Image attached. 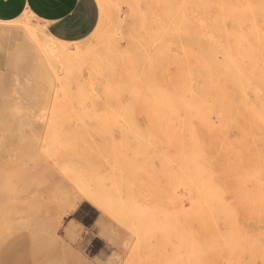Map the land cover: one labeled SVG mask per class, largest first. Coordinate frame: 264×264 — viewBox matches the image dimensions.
<instances>
[{"label":"rangeland","instance_id":"rangeland-1","mask_svg":"<svg viewBox=\"0 0 264 264\" xmlns=\"http://www.w3.org/2000/svg\"><path fill=\"white\" fill-rule=\"evenodd\" d=\"M98 1L80 42L0 22V264H260L264 56L224 55H264V0Z\"/></svg>","mask_w":264,"mask_h":264},{"label":"crops","instance_id":"crops-1","mask_svg":"<svg viewBox=\"0 0 264 264\" xmlns=\"http://www.w3.org/2000/svg\"><path fill=\"white\" fill-rule=\"evenodd\" d=\"M30 15L38 19L57 41L75 43L87 39L98 27V0H0V22Z\"/></svg>","mask_w":264,"mask_h":264},{"label":"bare ground","instance_id":"bare-ground-1","mask_svg":"<svg viewBox=\"0 0 264 264\" xmlns=\"http://www.w3.org/2000/svg\"><path fill=\"white\" fill-rule=\"evenodd\" d=\"M24 29V28H23ZM243 29V28H242ZM236 30V29H235ZM257 30V28H256ZM26 33L31 37L34 38L36 35V31L30 27H27L25 29ZM25 35V34H24ZM243 35V34H242ZM28 36V37H29ZM261 36V35H260ZM51 39L55 40L54 38H52L51 36H49ZM202 39L200 40L199 43V53L200 56H206L207 60H209L212 63V66L210 68H207V71L205 72V75L203 77V81H204V86H205V90H204V94H203V98L204 100L209 101L210 97L213 98V96H215V89L217 88V66H215L216 61L214 56H220V54H222V51L219 47V43L218 41L221 40V38L218 40L217 39V24H208V25H204V28L202 30V34H201ZM243 38V37H242ZM246 38V35L244 37V39ZM231 39V38H230ZM229 39V40H230ZM218 40V41H217ZM223 40V39H222ZM228 40V41H229ZM247 40V39H245ZM244 40V41H245ZM249 40V39H248ZM57 41V40H56ZM235 41V40H234ZM243 41V40H242ZM32 42V41H31ZM60 42V41H59ZM255 42V41H254ZM63 44H66L64 42H61ZM222 43V42H221ZM220 43V45H221ZM229 43V42H227ZM243 43V42H242ZM258 43V42H257ZM223 44V43H222ZM224 46V45H223ZM227 46V45H226ZM230 43H229V47H230ZM244 46V44H243ZM227 47V48H229ZM243 49L241 51L244 52L243 55H224V56H264V55H255L252 54V52H256L259 51L258 48H256L255 46H250V48L247 47H242ZM247 48V49H246ZM232 48H229V50ZM74 49H72L69 46H60L59 48H56L52 51H50V56H53L55 59H71L73 57H75V52L73 51ZM232 52V50H231ZM231 54V53H230ZM238 54V53H237ZM240 54V52H239ZM233 62L237 63L236 59L235 61L233 60ZM236 65V64H235ZM241 67V66H240ZM209 69V70H208ZM245 70V69H244ZM246 80H250V79H246ZM219 83V81H218ZM220 85V84H219ZM257 89V88H256ZM260 89V88H258ZM257 89V91H258ZM260 91V90H259ZM99 93V92H96ZM257 93V92H256ZM261 93V91H260ZM225 95V94H224ZM235 97V96H234ZM236 98V97H235ZM57 102V101H56ZM211 104V103H210ZM87 105V103H86ZM85 105V106H86ZM89 106V104H88ZM199 106V105H198ZM86 108V107H85ZM196 108V107H195ZM249 108V107H248ZM209 111V110H208ZM201 115V114H200ZM218 115V114H216ZM220 115V114H219ZM257 115V114H256ZM198 116V115H196ZM204 116V115H203ZM202 117V116H201ZM205 117V116H204ZM215 117V116H214ZM182 119V118H181ZM207 119V118H206ZM200 122V121H199ZM204 122V121H203ZM185 123V122H184ZM208 123V121H207ZM171 124V123H170ZM214 125V124H213ZM216 125V124H215ZM201 128V127H199ZM263 129V128H262ZM202 130V129H201ZM204 133V132H203ZM230 133V132H229ZM238 133V132H237ZM187 135V134H185ZM197 135V134H196ZM238 135V134H237ZM229 136V135H228ZM259 136V135H258ZM251 137V136H250ZM189 140V139H188ZM188 153V152H187ZM189 155V154H188ZM191 155V154H190ZM193 155V154H192ZM193 157V156H192ZM196 157V156H195ZM195 159V158H194ZM213 160V159H212ZM187 166V165H186ZM205 167V166H204ZM202 168V167H201ZM223 168V167H222ZM201 173V172H200ZM216 173V172H215ZM203 174V173H202ZM192 182V180H190ZM205 182V180H202ZM207 183V182H206ZM205 185V184H204ZM225 185V184H224ZM206 187V186H205ZM198 189V188H197ZM203 189V188H202ZM209 189V187L207 188ZM209 191V190H208ZM218 197V196H217ZM204 200V199H203ZM197 204V203H196ZM206 204V203H205ZM200 206V205H199ZM201 209V208H200ZM242 233V232H241ZM259 257V256H258ZM260 258V257H259ZM228 261V260H227ZM229 263V262H228ZM238 263V261H237ZM260 264H264V230H263V256L261 257V261Z\"/></svg>","mask_w":264,"mask_h":264}]
</instances>
